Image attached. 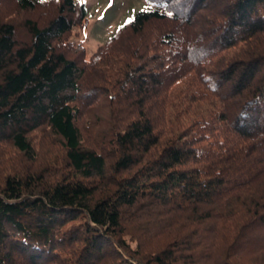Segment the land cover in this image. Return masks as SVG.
I'll list each match as a JSON object with an SVG mask.
<instances>
[{"label": "trees", "instance_id": "trees-1", "mask_svg": "<svg viewBox=\"0 0 264 264\" xmlns=\"http://www.w3.org/2000/svg\"><path fill=\"white\" fill-rule=\"evenodd\" d=\"M143 1L85 62L0 0V264H264V0Z\"/></svg>", "mask_w": 264, "mask_h": 264}, {"label": "rangeland", "instance_id": "rangeland-1", "mask_svg": "<svg viewBox=\"0 0 264 264\" xmlns=\"http://www.w3.org/2000/svg\"><path fill=\"white\" fill-rule=\"evenodd\" d=\"M51 2L52 0H41ZM86 8V17L81 21V24L76 25L71 30L67 37V41L72 48H78L81 52L83 61L89 62L94 60L98 50L106 45L107 41L123 24L129 22L134 15L144 9L145 3L143 0H77ZM56 5L53 2L38 6L33 11L19 12L11 6V3L6 2V9L1 13L4 18L12 23L20 24L25 18L32 19H49L50 15L56 12ZM50 14V15H49ZM66 43L69 47V44ZM65 49L67 47L65 46ZM71 49V48H70ZM74 50V49H73ZM74 55V54H73ZM72 55V57H73ZM79 56V55H78ZM105 102L101 97L97 100L91 109L84 112L80 117L82 124L91 123L93 115L97 112L105 113ZM103 113V114H104ZM89 126V125H88ZM42 135V134H41ZM45 136V135H42ZM43 139V138H42ZM38 144L42 145L40 151H47L48 154H60L58 148L53 142H43L40 135L36 137ZM50 150V151H49ZM216 254H221L223 251V243L219 242ZM249 262V260H248Z\"/></svg>", "mask_w": 264, "mask_h": 264}]
</instances>
